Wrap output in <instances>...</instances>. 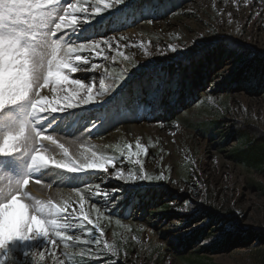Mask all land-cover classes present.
Instances as JSON below:
<instances>
[{
	"label": "rangeland",
	"instance_id": "obj_1",
	"mask_svg": "<svg viewBox=\"0 0 264 264\" xmlns=\"http://www.w3.org/2000/svg\"><path fill=\"white\" fill-rule=\"evenodd\" d=\"M149 19L153 20L151 24L147 22ZM85 35H92V32L85 29ZM100 36H124L127 39L123 43L139 45L143 42L147 46L149 55L138 46L123 48L132 58L130 62L121 57H117L115 63L95 59V62H103L105 65L107 62L121 64L132 71L137 70L138 66L140 69H150L163 62L196 53L207 48L215 39L227 36L248 47L250 52L264 53V0H178L163 12H148L145 16L140 12L132 20L106 27L99 32L97 38ZM68 38L77 40L75 35ZM168 45H175L183 50L172 53L167 51ZM235 45L228 44L219 53H207L199 63L202 66L193 67L191 89L194 98L184 101L179 95L170 105L163 101V109L173 105L174 111L170 114L163 112L150 118L137 114L140 102L157 85L148 78L139 86L136 97L128 91L123 103L115 102V93L106 95L103 99L111 100V103L105 104L104 114L100 118L86 119L78 113H66L60 120L67 121V126L58 124L48 131L47 134L68 148L72 158H81L84 146H94L101 152L118 156L116 145L123 147L127 142H132L134 147L139 138L141 143L148 145V154L143 157L147 174L159 175L164 171L168 180L163 181L159 188L161 190L157 191L153 201L137 196L131 203L128 216L120 218L108 213L105 201L93 197L92 193L86 191L85 185H95L103 179L106 181L104 188L110 191L123 190L116 192L119 200L126 188L139 187L142 181L131 183L109 179L112 169H109L108 176L94 177L87 174L81 178L51 168L42 170L38 175L43 176V183H49L52 187L30 182L27 190L41 200L51 198L54 202H59L71 197L75 203L79 198L75 196L73 189H81L90 197V203L85 205L86 210L91 209V203H96L105 214L100 219L104 237L98 246L71 241L69 243L73 246L68 249H64L62 245L52 250L40 249L38 252L44 251L45 256L41 260L37 255L35 264H59V261L76 264V258L86 262L93 261V264H190L189 261L198 256L216 264L251 263L250 252L257 243H264V239L255 235L243 239V234L251 228L264 229V195L252 186V182L264 184V175L256 170H246L228 158V150L240 142L236 135L233 134L226 145L222 146L221 136L213 138L202 135L188 126V123L222 119L219 128L224 135L228 126L236 120L247 119L264 127V86L255 90H247L242 86L241 81L244 79L247 63H251V56L247 53L235 58L233 52H228ZM161 50L167 54H161ZM241 58L243 60L239 61ZM84 74L78 72L75 75L86 79L93 76ZM101 74L102 72L95 73L97 77ZM259 74L264 77V69L261 67L253 71L252 76L257 78ZM225 78L233 82V85L229 86V82H224ZM158 86L157 90L162 88V85ZM184 86L181 85V89ZM163 91L169 94L168 88L165 87ZM27 110L28 105L25 103L18 106L15 114L19 118ZM89 121H97V127L85 131L84 127ZM159 121H163V125ZM133 127L136 128L135 131L132 130ZM44 143L57 158L62 157V152L56 145L50 141ZM119 160H123V157ZM30 164V154L23 150L13 157H0V174L19 180L30 172ZM123 167L127 172L132 165L125 162ZM136 170L139 171L138 166ZM189 198L195 201L199 221L190 215L192 209L183 213L186 219L178 221L176 217L181 215L180 212L175 211L173 206L170 209L164 208L166 203L183 207L184 201ZM205 205L219 209L221 216L210 219L206 210L204 213H197ZM109 214L110 218H105ZM98 215L99 213L92 212L94 220ZM117 219L120 220L119 224L116 223ZM189 220L192 221L191 224H188ZM233 222L239 228L238 234L228 235V245L222 246L224 238L221 235ZM180 224L188 226L180 227ZM68 234L84 238V231L80 229ZM214 239L217 246L209 247L208 242ZM105 240L119 249L118 257H112L108 252L104 246ZM42 242L43 238L37 241ZM13 250L15 251V246ZM52 251L56 253L55 260ZM17 256L24 259L20 253Z\"/></svg>",
	"mask_w": 264,
	"mask_h": 264
},
{
	"label": "snow or ice",
	"instance_id": "obj_2",
	"mask_svg": "<svg viewBox=\"0 0 264 264\" xmlns=\"http://www.w3.org/2000/svg\"><path fill=\"white\" fill-rule=\"evenodd\" d=\"M131 6V0H93L91 3L89 0H0V157H13L23 150L31 159L30 172L22 179L0 174V264H35L37 255L44 259L45 252H38L40 249L52 250L61 245L68 249L73 246L71 241L98 246L104 237L100 219L105 214L96 203H91V209L86 210L90 197L81 189H73L79 198L75 203L71 197L59 202L51 198L41 200L27 190L30 182L43 183V176L38 175L42 170L51 168L81 178L86 174L108 176L112 169L109 179L131 183L168 180L164 171L159 175L147 174L143 157L148 154V145L141 143L139 138L134 147L132 142L123 147L115 146L119 156L123 157L118 161L116 156L94 146H84L81 158H72L64 144L47 134L58 124L67 126V121L60 120L66 113L75 115V110H80L84 114L89 107L111 103V100L103 99L106 95L123 96L129 69L125 67L119 74H114L107 65L97 63L95 59L115 63L117 57H121L130 62L132 58L123 48L138 46L149 55L147 46L143 42L139 45L123 43L127 39L124 36H97L107 27L110 18L126 13ZM147 22L151 24L153 20ZM85 29H90L92 35H85ZM70 35L77 36V40L69 39ZM166 48L172 53L183 50L175 45ZM161 54L167 52L161 50ZM78 72H91L93 76L77 77ZM97 72L102 74L97 77ZM25 103L28 110L18 118L16 110ZM159 123L163 125L164 122ZM94 127H97L96 122L89 121L84 130L90 131ZM44 141L56 145L62 157L57 158ZM125 162L132 165L127 172L123 167ZM105 183L101 179L95 185L86 184L85 189L93 197L103 199L106 208L110 209L117 203L116 192L123 190L110 191L103 187ZM43 186L52 187L49 183H43ZM173 207L181 213L176 217L178 221L186 219L183 213L189 209H192L190 215L196 221L200 220L191 198L184 201L183 207L175 204ZM93 211L99 213L95 220ZM105 218H110V214ZM191 223L189 220L188 224ZM77 229L84 231L83 239L80 235L68 234ZM40 238L43 242L37 243ZM104 246L112 257H118L119 249L114 244L105 240ZM51 254L55 260V251Z\"/></svg>",
	"mask_w": 264,
	"mask_h": 264
},
{
	"label": "trees",
	"instance_id": "obj_3",
	"mask_svg": "<svg viewBox=\"0 0 264 264\" xmlns=\"http://www.w3.org/2000/svg\"><path fill=\"white\" fill-rule=\"evenodd\" d=\"M178 0H131L132 6L130 9L126 10V13L120 14V17H116L115 19L110 18L108 26H113L115 23H118L122 20H130L139 15L141 12L142 16H145V12H163L165 9L169 8ZM93 2V0H89V3ZM123 7V6H120ZM107 15V13H105ZM235 43L236 45L229 49L228 52H233L235 58L239 56H244L245 54H250L251 63L246 68V73L244 79L241 81L242 86L245 89H261L264 86V77L259 74L257 78H253V71H257L261 68L264 69V53H256L250 52L249 48L242 45L241 43L234 41V39L230 36L221 37L220 40H216L210 44L209 46L200 49L196 53H191L183 57H178L173 60H169L163 62L159 65L153 66L148 70L149 73L142 72L140 76L135 75L134 73L140 70L138 66L136 69L129 70L128 79L123 87V96L118 97L117 101L119 103L125 102V98L128 95V91L134 97L139 93V86L142 82L148 78H152V81L157 85H162L158 91L154 90L153 92H149L145 100L140 102V108L137 111V114H144L146 116H154L157 112L159 114L165 113L170 114L173 110L172 107H168L163 109V101L166 100L170 105L171 102H174L177 96H182L183 100H190L194 98L193 89H191V73L193 72L194 66H202L201 63L203 58L207 55V53H219V50L226 49L228 44ZM243 60L241 58L239 61ZM110 72H114V74H119L121 72L120 69L113 67L110 63H107ZM92 74L93 73H89ZM87 75V74H86ZM137 76V77H136ZM224 82H229V86L233 85V82L228 81L226 78ZM181 85H185L181 89ZM158 87V86H157ZM169 89V94H165L163 91L164 88ZM119 91V89L117 90ZM141 94V93H140ZM143 96V93H142ZM164 98L161 99V98ZM164 110V111H163ZM103 108L97 110H89L82 116L87 118H100L103 115ZM96 124L97 121H96ZM222 124V119H211L210 121H202L196 123H188V126L192 127L195 131L201 133L202 135H210L213 138L216 136H221L223 139L221 140V145L225 146L228 142L229 138L234 135L237 136V139L240 140L237 145L231 147L228 150V158L237 164H240L246 170H256L258 173L264 175V127L254 124L247 119L236 120L233 124L229 125V129L226 130L225 134L222 133L219 128ZM116 151V149H115ZM118 156L117 160L121 157L119 156V152L116 151ZM194 174L197 172L193 171ZM198 178V177H197ZM163 185V181H142L141 187L137 188L135 191L128 189L126 194L122 196L115 205H112L111 208L107 211L110 214H113L120 218H126L128 216L129 210L131 208V203L137 199V196H140V199L144 200H154L157 196V191L159 192V188ZM252 186L255 187L257 191H259L262 195H264V184L252 182ZM131 192V193H130ZM205 196V194H204ZM162 202V201H160ZM162 204H164L162 202ZM161 204V205H162ZM205 204V203H203ZM160 205V206H161ZM173 205L164 204V208L170 209ZM204 206V205H202ZM200 207L197 213H204L205 210L208 212L207 216L211 218H216L221 216L219 213V209L215 210L212 207L205 205V208ZM198 231V229H196ZM239 228L236 223L229 224V229L224 232L221 236H223L222 246L228 245V238L226 237L230 234L237 235ZM258 236V238L264 239V229L262 228H251L244 232L243 239H249L253 236ZM216 239L208 242L209 247H216ZM259 242V241H258ZM251 263L250 264H264V243L261 245L257 243L254 245V248L250 252ZM76 264H93L94 262H86L82 261L79 258H76ZM190 264H216L211 262L210 259L204 257H196V259L189 261Z\"/></svg>",
	"mask_w": 264,
	"mask_h": 264
},
{
	"label": "bare ground",
	"instance_id": "obj_4",
	"mask_svg": "<svg viewBox=\"0 0 264 264\" xmlns=\"http://www.w3.org/2000/svg\"><path fill=\"white\" fill-rule=\"evenodd\" d=\"M132 130H134V131H135V130H136V128H135V127H133V128H132Z\"/></svg>",
	"mask_w": 264,
	"mask_h": 264
}]
</instances>
